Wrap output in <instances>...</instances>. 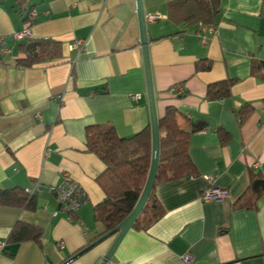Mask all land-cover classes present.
<instances>
[{
	"label": "crops",
	"instance_id": "crops-1",
	"mask_svg": "<svg viewBox=\"0 0 264 264\" xmlns=\"http://www.w3.org/2000/svg\"><path fill=\"white\" fill-rule=\"evenodd\" d=\"M170 1L143 0L146 17H161L146 19L151 74L159 117L171 106L181 128L206 124L189 138L196 174L156 184L163 216L132 227L108 264H185V253L190 264H264V196L247 193L252 171L264 172V70L251 69L264 62V0H219L207 24L173 22ZM23 8L0 0V191L36 182L42 190L33 210L0 203V264H99L114 236L69 261L105 231L94 211L105 166L86 131L111 126L129 137L150 125L135 0H25ZM26 28L29 40L59 42L60 56L18 66L24 40L13 35ZM229 80L228 96L207 95ZM66 173L87 195L74 213L46 188ZM206 176L228 196L203 201ZM243 198L255 207H239ZM17 222L39 228L40 238L9 243Z\"/></svg>",
	"mask_w": 264,
	"mask_h": 264
},
{
	"label": "trees",
	"instance_id": "trees-1",
	"mask_svg": "<svg viewBox=\"0 0 264 264\" xmlns=\"http://www.w3.org/2000/svg\"><path fill=\"white\" fill-rule=\"evenodd\" d=\"M25 0H15L21 11ZM219 0H172L168 3L167 15L170 20L204 24L214 21L218 13ZM29 14L25 17L28 20ZM23 57L17 59V65L31 67L42 61L58 58L61 54V44L49 39H25L21 45ZM252 73L264 70V62H253ZM232 80L209 85L207 95L220 99L230 94ZM249 107L242 106L238 112L239 121L248 115ZM176 110L168 106L164 114L158 118L160 133V157L156 180L151 194L139 214L133 228H145L157 221L164 210L154 192L158 183L178 179L183 176H194L195 167L191 161L188 149L192 132L206 128L204 122L192 125L190 130L179 126ZM220 141L226 142L229 135L219 131ZM88 148L97 153L104 163L103 172L97 177V182L105 194L103 201L95 205V218L105 228L104 233L119 224L134 208L144 187L151 157L150 125L129 137H119L111 126L89 127L86 131ZM257 201L264 196V172L254 170L250 176L247 193ZM0 203L25 207L33 210L36 206L35 196H28L23 189L13 188L0 191ZM241 208H254L255 202L245 201L238 204ZM102 233L101 235H103ZM99 235V236H101ZM41 230L35 226L17 222L9 234V243H19L25 240H38Z\"/></svg>",
	"mask_w": 264,
	"mask_h": 264
},
{
	"label": "water",
	"instance_id": "water-1",
	"mask_svg": "<svg viewBox=\"0 0 264 264\" xmlns=\"http://www.w3.org/2000/svg\"><path fill=\"white\" fill-rule=\"evenodd\" d=\"M136 6V15L138 20V28H139V41L142 51V59L143 66L145 72V80H146V95L147 102L150 114V131H151V157H150V166L148 175L142 189V192L132 209V211L114 228L107 231L100 237H98L95 241L84 247L82 250L73 255L69 261L74 260L78 256L82 255L86 251L90 250L92 247L102 242L106 238L114 236V239L109 247V249L104 254L102 260L99 264H107L113 257L117 247L127 234V232L133 227V224L136 222L139 214L142 212L150 194L154 187L157 170L159 166V157H160V133L158 126V113L156 107V98L153 87V80L151 74V65L149 58V40L146 29V15L143 7V0H135Z\"/></svg>",
	"mask_w": 264,
	"mask_h": 264
},
{
	"label": "built area",
	"instance_id": "built-area-1",
	"mask_svg": "<svg viewBox=\"0 0 264 264\" xmlns=\"http://www.w3.org/2000/svg\"><path fill=\"white\" fill-rule=\"evenodd\" d=\"M31 14L34 15V12L32 11ZM160 18L161 17L158 14H152L146 17V19L151 22H155ZM13 38L15 41H23L30 38V31L27 28L23 29L14 33ZM78 44L79 42H75L73 46H77ZM172 89L175 90L177 94H181L183 92V89L179 84L173 86ZM138 97L139 96L134 95L133 99H137ZM254 166L258 167V164L255 163ZM205 179L209 183V186L204 188L202 191L201 199L203 201H219L228 196V191L226 189L211 185L214 181L212 177L206 176ZM46 188L50 193H55L57 195L62 207L70 213L76 212L85 202H87V195L82 186L67 173L64 175L59 184L50 185ZM41 190L42 187L40 183L36 182L32 186L25 188L24 192L28 196H35L37 193H40ZM182 259L185 264H190L192 260L189 253H185Z\"/></svg>",
	"mask_w": 264,
	"mask_h": 264
},
{
	"label": "rangeland",
	"instance_id": "rangeland-1",
	"mask_svg": "<svg viewBox=\"0 0 264 264\" xmlns=\"http://www.w3.org/2000/svg\"><path fill=\"white\" fill-rule=\"evenodd\" d=\"M108 264V263H107Z\"/></svg>",
	"mask_w": 264,
	"mask_h": 264
}]
</instances>
